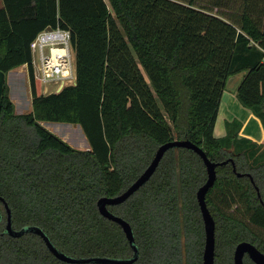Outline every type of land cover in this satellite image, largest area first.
<instances>
[{"label": "trees", "instance_id": "trees-1", "mask_svg": "<svg viewBox=\"0 0 264 264\" xmlns=\"http://www.w3.org/2000/svg\"><path fill=\"white\" fill-rule=\"evenodd\" d=\"M260 1L246 0L239 18L230 19L196 0H4L0 70L26 64L32 95V110L17 113L5 86L0 111V195L13 227L39 226L73 257H131L122 227L104 217L97 202L124 192L160 145L186 139L212 161L235 163L236 172L231 161L216 168L207 194L216 222L215 264H234L243 241L264 253L257 231H264V143L241 137L238 120L226 124L225 136L214 134L235 75H241L239 102L264 129ZM49 26L71 32L76 79L45 94L31 42ZM42 122L80 126L89 149L71 146ZM207 178L199 154L172 148L139 190L109 206L133 228L139 258L132 264H203L197 191ZM237 204L244 215L240 207L232 210ZM0 212V264H72L57 259L36 234L4 233L2 201ZM244 264L256 263L246 255Z\"/></svg>", "mask_w": 264, "mask_h": 264}, {"label": "water", "instance_id": "water-1", "mask_svg": "<svg viewBox=\"0 0 264 264\" xmlns=\"http://www.w3.org/2000/svg\"><path fill=\"white\" fill-rule=\"evenodd\" d=\"M47 29L51 30L52 27L49 26L47 27ZM233 77L234 76H231L229 78L228 83ZM5 80H6V73L0 70V111H1V105H2V98L4 94ZM181 147L192 149L197 154H199L201 158L203 159L206 165V168H207L208 178L206 182L198 189L197 199H198V203L201 209V213H202V217L204 221L205 233H206V240H205V247H204V254H203V264H215L216 222H215V219L207 203V194H208V191L213 187L217 179L216 168L220 165L226 164L229 161H231L234 166V171L236 172L235 163L233 159L226 160L223 162L212 161L208 157L207 153L203 150V148L193 143L192 141L186 140V139L185 140H179V139L172 140V141H168L160 145L155 153V156L153 157V159L151 160L150 164L145 169V171L124 192H122L121 194L117 196L101 197L97 202L100 213L104 217L118 223L122 227L126 235V238L128 239L129 244L133 250V255L131 257L114 258V257H100V256H93V257L70 256L66 254L65 252L61 251L60 249H58L53 244V242L51 241L47 233L39 226L26 225L20 229H15L13 227L11 209L8 203L5 201V199L0 195V201L4 202L5 208L7 211V222H6L4 233L12 237H21L27 233L36 234L43 239L49 251L57 259L63 262H67V263H72V264H89V263L132 264L135 261H137L139 258V247L135 240L133 228L128 221L112 213L109 210V206L118 205L126 201L132 194H134L137 190H139L152 177V175L155 173L156 169L158 168L163 156L169 149L181 148ZM237 175L243 176L244 174L237 173ZM258 194L260 195L259 190H258ZM1 219H2V215L0 212V220ZM246 255H248L249 258L256 264H264V253L261 250H259L254 244L248 241L240 242L236 246L235 251H234V264H244V258Z\"/></svg>", "mask_w": 264, "mask_h": 264}, {"label": "rangeland", "instance_id": "rangeland-1", "mask_svg": "<svg viewBox=\"0 0 264 264\" xmlns=\"http://www.w3.org/2000/svg\"><path fill=\"white\" fill-rule=\"evenodd\" d=\"M245 1L246 0H196L197 4H199L200 6H204L208 10H211L213 13L219 14V16L230 19L239 18V16L245 9V5L248 4ZM260 3L263 4L264 1H260L259 4ZM235 80L236 78L233 77L229 81L228 85H233L236 82ZM5 86L7 88L8 97L13 101L15 111L17 113H26L32 110V95L30 90L27 68H15L14 70L7 73L4 87ZM51 89H54V87ZM220 116L221 115L217 116L216 120V137H218L217 133L221 129L220 122L222 117ZM42 124L47 129H49L53 133L60 136L63 140L68 142L71 146L83 150L89 149L88 140L80 126L62 122H42ZM223 136H225V134ZM239 207L241 209L237 212L239 213V216H242L244 215L242 213L243 206H240V204L234 205L232 207V210H235ZM257 231L264 235V231L260 229H257Z\"/></svg>", "mask_w": 264, "mask_h": 264}, {"label": "built area", "instance_id": "built-area-1", "mask_svg": "<svg viewBox=\"0 0 264 264\" xmlns=\"http://www.w3.org/2000/svg\"><path fill=\"white\" fill-rule=\"evenodd\" d=\"M31 50L34 72L45 94L59 92L65 85L75 82L76 56L69 30L46 28L31 42Z\"/></svg>", "mask_w": 264, "mask_h": 264}, {"label": "crops", "instance_id": "crops-1", "mask_svg": "<svg viewBox=\"0 0 264 264\" xmlns=\"http://www.w3.org/2000/svg\"><path fill=\"white\" fill-rule=\"evenodd\" d=\"M264 7V3L261 4ZM4 6V0H0V8ZM264 20V15H262ZM17 68H27L24 64ZM28 71V70H27ZM236 82L233 85H227V89L224 91L221 104L219 107L218 116L222 117L220 122V131L217 133L218 137L226 134V124L233 120H238L242 123V129L240 132L241 137H247L258 143H264V129L260 119L248 108L244 107L236 96V88L241 79V75H235ZM217 123V122H216ZM215 123V129H216ZM214 129V134H216ZM224 132V133H221ZM222 134V135H221Z\"/></svg>", "mask_w": 264, "mask_h": 264}]
</instances>
